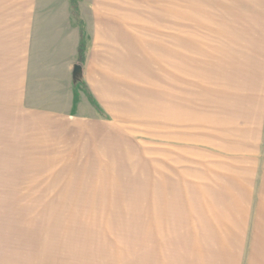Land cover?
<instances>
[{
	"label": "rangeland",
	"instance_id": "374dc122",
	"mask_svg": "<svg viewBox=\"0 0 264 264\" xmlns=\"http://www.w3.org/2000/svg\"><path fill=\"white\" fill-rule=\"evenodd\" d=\"M0 264H264V0H0Z\"/></svg>",
	"mask_w": 264,
	"mask_h": 264
},
{
	"label": "crops",
	"instance_id": "0c3cea01",
	"mask_svg": "<svg viewBox=\"0 0 264 264\" xmlns=\"http://www.w3.org/2000/svg\"><path fill=\"white\" fill-rule=\"evenodd\" d=\"M67 8H68V14H69L68 18L70 19L72 16H71V12H69V9L71 7H67ZM66 19L58 20V19L53 18L52 20L53 25H48L49 30L48 31L46 30V34L52 35L56 39L57 43L64 42V47H63L64 49L58 50L57 52L58 55H56V59L58 60L64 59L65 62L68 63L69 70L67 72L66 80L72 86L73 78H72V66L71 65H73V63L71 60L75 58L79 50L80 43H81V31L79 28L70 24L71 21L67 23ZM62 21L63 23H60ZM51 28L53 31H50ZM84 30H85V27H84ZM53 76H54V73H53Z\"/></svg>",
	"mask_w": 264,
	"mask_h": 264
},
{
	"label": "trees",
	"instance_id": "16d2710c",
	"mask_svg": "<svg viewBox=\"0 0 264 264\" xmlns=\"http://www.w3.org/2000/svg\"><path fill=\"white\" fill-rule=\"evenodd\" d=\"M81 36H82V41H81V45H80V50L82 52L83 51V47L85 46V42H86V34H85V31H82Z\"/></svg>",
	"mask_w": 264,
	"mask_h": 264
},
{
	"label": "water",
	"instance_id": "95a60500",
	"mask_svg": "<svg viewBox=\"0 0 264 264\" xmlns=\"http://www.w3.org/2000/svg\"><path fill=\"white\" fill-rule=\"evenodd\" d=\"M81 69V67L80 66H76L75 67V73H77L78 72V70H80Z\"/></svg>",
	"mask_w": 264,
	"mask_h": 264
}]
</instances>
